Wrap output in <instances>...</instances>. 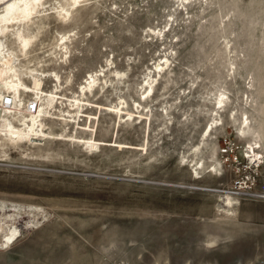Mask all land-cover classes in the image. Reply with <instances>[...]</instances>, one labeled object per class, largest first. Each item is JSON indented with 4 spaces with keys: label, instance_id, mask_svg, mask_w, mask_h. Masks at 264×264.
<instances>
[{
    "label": "rangeland",
    "instance_id": "rangeland-1",
    "mask_svg": "<svg viewBox=\"0 0 264 264\" xmlns=\"http://www.w3.org/2000/svg\"><path fill=\"white\" fill-rule=\"evenodd\" d=\"M66 1L47 0L22 24L35 44L18 56L25 71L18 106L0 108V125L21 127L31 114L47 123L38 139L0 144V207L11 208L5 221L14 229L0 231V264H264V126L253 157L251 136L232 123L241 109L251 125L264 123V0L203 1L190 14L179 0H90L61 21L56 7ZM18 27L0 37L4 52L16 50ZM71 31L63 63L56 39ZM165 58L171 82L162 79L147 97ZM55 72L70 73L58 90ZM94 73L108 76L103 90L88 93L79 113L64 114L67 122L54 111L25 110L28 99L52 95L53 105L70 109ZM249 82L255 109L245 101ZM218 92L237 111H222L223 127L203 143ZM139 100L147 105L140 118ZM132 110L134 120L126 116ZM233 209L237 215L226 216Z\"/></svg>",
    "mask_w": 264,
    "mask_h": 264
},
{
    "label": "bare ground",
    "instance_id": "bare-ground-1",
    "mask_svg": "<svg viewBox=\"0 0 264 264\" xmlns=\"http://www.w3.org/2000/svg\"><path fill=\"white\" fill-rule=\"evenodd\" d=\"M88 1H90V0H68V1H66L60 5L58 4L59 6L56 7V8H58V10L56 11V15L58 16L57 18L61 21H68L71 18L72 12L74 10H77L78 7L80 5H82L84 2H88ZM203 1L205 3L212 2V0H201V1L200 0H179V2L177 1V5H178V7L181 6L180 11L184 10V11H187V14H190V11H188V8L192 7L193 5H196L198 2L201 3ZM0 2L4 3V4L7 2L6 5L4 6L3 10L0 12V37H5V34L10 29V27L19 26L17 29L11 30V35L16 39L15 44H17L15 51H5L4 52L5 45H4V43L0 42V49L1 50L3 49V52H4L2 55H0V96L3 95L4 93H8V95L12 96L14 103L10 107V110H15V108L18 106V99L20 101L21 90H22L21 87H22V83H23L22 82V75L25 72V71L22 72L20 70V68L23 65H18V56H25V57L28 56V54H30L33 51V47L35 44L34 40L36 39V36L34 34L23 29L22 24L23 23H29L33 19L38 18V16H39L38 15V12H39L38 9L41 6H44V4L47 3V0H44V1H42V0H12V1L0 0ZM171 6H173V3ZM176 8L173 9L174 11H172L169 16L173 17L175 15V13L179 9V8L178 9H176ZM238 13H241V10H238ZM242 14H243V12H242ZM223 16L224 15L220 14V15H216L215 17H213L214 19H216L218 21V24L216 25L217 27H220V25L223 23ZM173 21H175V20H173ZM222 31L225 34L228 33V30L226 29L225 24L223 25ZM152 32L154 34L155 31L152 30ZM158 32H159L158 34H156V32H155L154 35L161 36L163 31L159 30ZM75 36H76V33H74V32H72V34L63 33V34H60V37L56 39V48L59 49L57 55L59 56V60H61L63 63H67V61H69L67 56L70 54V51H72V50H71V47L68 45V43L73 41ZM225 39H227V36L225 37ZM227 51L230 52V48L228 46V41L226 42L224 47L221 49V52L223 54H225ZM106 59H108V58H106ZM169 61H170L169 58H165V61L163 63L158 62L159 64L156 66V70H155V73H156L155 78H153L152 81L150 83H148V88L144 92V93L147 92V97L149 96V93H152V95L149 97H153L154 91H155L156 87L161 84L160 81L162 79L165 80L163 83L164 85L171 82V80L168 78V76L172 73V71H170V65H168ZM105 63H108L109 65L113 64V62L110 59H108ZM229 65H230V69L228 71L227 76L234 79L236 76V70H237L236 65L233 61H231L229 63ZM100 72H102V74H103V70ZM157 77H159V79H157ZM54 78H55L54 90H58V88H60V86L63 83L70 81V73H67L66 75H62L59 72H55ZM106 78H108L107 75H104L103 77L102 76L98 77L96 74L95 75L90 74L89 77L86 79L85 83H83L81 88H79L80 90L78 92V96H76V98L74 99V103H72V104L70 103V109L63 110L61 107H59L57 105V103L55 105H53V103L55 101V97L51 94L52 95L51 99L50 98L45 99V98H41V97H39L37 101L35 99V101L38 104L36 110L39 112H42V116H45L47 113L54 111L53 114L60 115L61 119L65 122H67L66 117H65L66 115H64V114L72 115L74 113L75 114L79 113L80 110L85 106V104H86L85 102H90L89 101L90 99L87 98V94L89 93V94H91V96H95L100 90H103V88H104L103 85L107 82ZM194 81L195 80H193L192 83H194ZM53 82H54V80H53ZM56 82L58 84H56ZM248 84H249V86L247 88H245V90H244V94H246V96L244 95L246 97L245 101L247 104H249V106L251 108L255 109L252 104L256 102V98L254 99V98H251L249 96V92L251 91V90L249 91V89H252L254 84H253V82H249ZM62 93L63 92H61L60 94H62ZM55 94H57V93L55 92ZM71 97H69V98H71ZM249 98L251 100H249ZM62 103L63 102L61 101V104ZM212 103L214 104L213 105V111L215 112V114L212 117V123L210 125L209 130L213 128V129H215L214 133H216L220 128L223 127V124L221 123V126H220V123H219V121L221 120L220 113L222 111H224V112L227 111L229 114H231V116H233L235 114V112L237 111V108L232 107L233 105L230 103L229 97L226 95L225 92H221L217 96H215L212 99ZM135 104H137L136 105V111L138 112L137 113L138 118H140L141 116H143V110H144V108L147 107V105L146 106L143 105L140 100L138 101V103H136V101H135ZM126 106H128V104ZM7 108H9V107H7ZM118 108H119V106H118ZM122 110H123V107L120 109V112H122ZM115 112H116V109H115ZM131 112L132 113H128L127 115L126 114L125 115L128 117V119L134 120L135 117H133L134 116L133 110ZM240 115H241V118H239L238 116L235 115L233 117L232 123H235V122L238 123V130L242 135L251 136V141L248 142L249 148L253 153V157H258L259 153L255 151L256 148L254 149V146L259 144L258 139H260L262 137L264 123L260 122V123H258L257 126L251 125L248 121L250 118L248 116L249 111L247 109H241ZM12 118L15 120V119H18V116L13 114ZM123 118L124 117H122V119ZM22 121H24V120H22ZM46 126H47V123H44L43 119L41 120V117L38 114H31L29 116V121H27V123L22 125L21 127L14 125L12 122H4L2 125H0V144H2V143L7 144L10 142L11 143H18V142H23L25 140H32L34 138L38 139L41 137V135H44V129ZM209 130L207 129V131L205 132L206 133L205 136L207 138H206V140L202 141L203 143H205V141L206 142L209 141L208 138L211 137L212 135H214L212 133V130H210V131ZM214 146L216 147V144ZM211 155H213V152ZM227 205H232V199L228 198ZM10 207H12V206H10ZM10 210H11V208H10ZM10 210H5L4 207H2V206L0 207V231H2L6 236H8L14 230L12 228V226H10L7 221H5V217H7L8 215H13L11 213L9 214V212H11ZM16 210L17 209H15V208L12 209V213ZM17 214H18V212H17ZM18 215H20V214H18ZM236 215H237L236 209H233L231 211V213H229V212L226 213V216H236ZM3 223L7 224L6 225L7 228L4 227ZM12 224L14 225L15 229H19L21 227L19 225V223L13 222Z\"/></svg>",
    "mask_w": 264,
    "mask_h": 264
},
{
    "label": "built area",
    "instance_id": "built-area-1",
    "mask_svg": "<svg viewBox=\"0 0 264 264\" xmlns=\"http://www.w3.org/2000/svg\"><path fill=\"white\" fill-rule=\"evenodd\" d=\"M14 103L12 96L8 93H4L0 98V108L11 107ZM37 109V102L34 99H28L26 101L25 110L29 113H34Z\"/></svg>",
    "mask_w": 264,
    "mask_h": 264
}]
</instances>
